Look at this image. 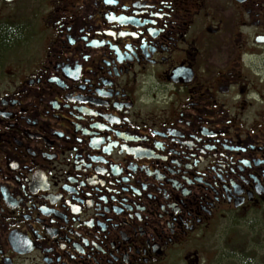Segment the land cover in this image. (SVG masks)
<instances>
[{"label":"flooded vegetation","instance_id":"obj_1","mask_svg":"<svg viewBox=\"0 0 264 264\" xmlns=\"http://www.w3.org/2000/svg\"><path fill=\"white\" fill-rule=\"evenodd\" d=\"M0 264H264V0H0Z\"/></svg>","mask_w":264,"mask_h":264}]
</instances>
